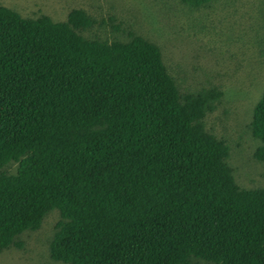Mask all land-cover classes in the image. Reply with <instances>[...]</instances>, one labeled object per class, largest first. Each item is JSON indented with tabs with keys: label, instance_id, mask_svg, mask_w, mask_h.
Returning <instances> with one entry per match:
<instances>
[{
	"label": "trees",
	"instance_id": "1",
	"mask_svg": "<svg viewBox=\"0 0 264 264\" xmlns=\"http://www.w3.org/2000/svg\"><path fill=\"white\" fill-rule=\"evenodd\" d=\"M97 23L0 4V249L54 212L65 264H264V186L236 182L204 125L228 85L181 92L157 43ZM262 87L246 127L264 162Z\"/></svg>",
	"mask_w": 264,
	"mask_h": 264
},
{
	"label": "rangeland",
	"instance_id": "2",
	"mask_svg": "<svg viewBox=\"0 0 264 264\" xmlns=\"http://www.w3.org/2000/svg\"><path fill=\"white\" fill-rule=\"evenodd\" d=\"M0 4L21 15L46 13L56 21L71 7H81L97 20L104 18L107 25L97 23L92 29L101 35L112 23L130 24L159 45L181 92L228 85L226 95L236 101L224 102L206 115L204 125L229 145L236 182L245 188L264 186V162L253 156L257 140L246 127L264 85V0H213L192 9L173 0H0ZM116 32L120 31L112 34ZM55 218L51 212L40 229L22 231L21 247L0 249V264H65L49 255Z\"/></svg>",
	"mask_w": 264,
	"mask_h": 264
}]
</instances>
